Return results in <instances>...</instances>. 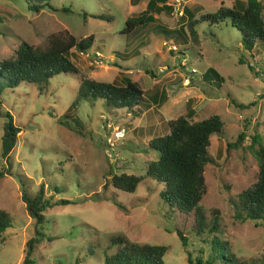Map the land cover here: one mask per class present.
<instances>
[{
	"label": "rangeland",
	"instance_id": "374dc122",
	"mask_svg": "<svg viewBox=\"0 0 264 264\" xmlns=\"http://www.w3.org/2000/svg\"><path fill=\"white\" fill-rule=\"evenodd\" d=\"M145 1L49 0L52 8L34 12L25 0H0V59L12 55L20 41L41 46L50 34L93 36L86 51L72 48L68 56L79 73H58L41 94L28 82L1 94L3 109L20 130L7 158L0 156V170L7 169L0 176V209L10 219L2 232L0 264H22L24 242L35 237L39 227L20 200V187L32 195L40 183L45 195L70 202L43 211L39 231L44 237L32 247V264H103L104 252L115 250L108 245L112 235L132 243L165 245L164 264H188L187 252L192 259L205 256L211 234L187 229L190 217L170 210L158 196L160 184L144 175L146 164L156 157L146 149L147 141L166 133V121L183 114L187 103L194 111L192 120L217 114L222 121L221 130L209 137L211 161L203 167L199 200L203 213L217 210L214 234L227 240L238 260L264 253V224L235 219L232 205L236 194L256 179L252 149L264 144V40L250 51L243 49L239 32L227 19L199 21L194 26L197 42L187 45L164 42L151 30L152 24L125 38L120 32L124 19L142 10ZM259 1L264 17V0ZM232 2L166 0L173 12L153 16L163 26L176 27L183 7L197 17ZM81 10L102 12L110 19L87 16L83 21ZM208 67L222 77L219 86L201 79ZM80 75L99 81L124 75L143 90L154 84L164 88L166 98L148 107L142 103L109 108L100 98L80 99L71 106ZM4 119L0 114V135ZM240 132L242 140L228 145ZM119 173L143 178L127 192L110 184L111 175ZM174 228L183 231L185 246Z\"/></svg>",
	"mask_w": 264,
	"mask_h": 264
},
{
	"label": "trees",
	"instance_id": "16d2710c",
	"mask_svg": "<svg viewBox=\"0 0 264 264\" xmlns=\"http://www.w3.org/2000/svg\"><path fill=\"white\" fill-rule=\"evenodd\" d=\"M25 1L27 9L34 12L44 7L52 8L49 0ZM62 9L68 10L65 7ZM262 9L263 6L259 0H233L229 7L220 5L213 11L204 12L195 17L188 8L183 7L177 16V26L166 27L155 22L156 18L153 14L172 13V6L166 3V0H146L142 10L124 19V26L120 32L127 38L136 35L138 28L152 24L151 30L161 35L164 42L169 40L174 45H187L189 41L197 42L194 26L199 21L218 23L227 19L230 26L239 32V43L242 48L250 51L258 40H264ZM80 14L83 21L87 16L102 20L110 19V16L102 12L88 13L81 10ZM92 42L91 34L79 39L69 33L63 37L50 34L41 46L20 41L12 55L0 59V114H3L5 118L0 135L2 158H7L8 151L15 143L16 133L20 130L19 126L13 122L11 114L3 109L1 94L5 88H13L22 82H28L35 85L37 94H41L46 90L50 79L58 73H79L68 56L72 48L83 52L92 45ZM201 79L213 82L215 86H219L222 81V77L211 67L202 72ZM96 98L102 99L104 105L109 108H130L138 104L143 105L142 103L148 107L159 106L165 100L166 94L164 88H158L156 84L143 90L124 75H119L111 81H99L80 75L71 106L80 99L94 100ZM229 100L235 103L231 98ZM238 106L242 105L238 104ZM193 113V109L187 103L183 114L166 121L168 128L166 133L147 141L146 149L156 157L146 164L144 175L160 184L158 196L170 210L177 211L184 217H190L187 229L196 234H211L207 241L208 253L205 256L198 254L192 259L187 252L188 264H264V253L250 261L238 260L229 251L227 240L218 238L214 234L219 226L217 210L211 209L210 214L205 215L199 205V200L204 193L203 167L211 161L207 151L209 137L221 130L222 121L217 114L192 120ZM243 135V132H240L228 145L238 144ZM252 152L257 167L256 179L236 194V200L232 202V205L235 219L240 221L249 219L257 225L258 222L264 224V144L253 148ZM6 172L7 169H1L0 176ZM142 178L143 175L113 174L110 177V184L120 190L133 192ZM43 188V184L40 183L37 190L29 195L21 184L19 193L28 215L39 229L44 221L43 211L46 208L70 202L65 198L52 199L51 195L44 194ZM9 225L8 214L0 209V242L3 239L2 232ZM39 229L35 228V237L24 242L25 254L22 264L33 263L29 257L32 247L44 237V233ZM173 230L180 244L185 246L186 237L183 231L178 228ZM108 245L115 246V250L109 254L104 252L103 264H164L162 256L166 246L163 244L132 243L120 235H112L108 237ZM199 252L201 253L200 250Z\"/></svg>",
	"mask_w": 264,
	"mask_h": 264
},
{
	"label": "built area",
	"instance_id": "2783aa9c",
	"mask_svg": "<svg viewBox=\"0 0 264 264\" xmlns=\"http://www.w3.org/2000/svg\"><path fill=\"white\" fill-rule=\"evenodd\" d=\"M181 13V11L179 12V14ZM257 70V69H256Z\"/></svg>",
	"mask_w": 264,
	"mask_h": 264
},
{
	"label": "crops",
	"instance_id": "0c3cea01",
	"mask_svg": "<svg viewBox=\"0 0 264 264\" xmlns=\"http://www.w3.org/2000/svg\"><path fill=\"white\" fill-rule=\"evenodd\" d=\"M214 1V0H213Z\"/></svg>",
	"mask_w": 264,
	"mask_h": 264
}]
</instances>
